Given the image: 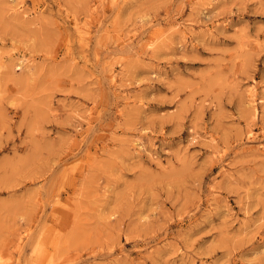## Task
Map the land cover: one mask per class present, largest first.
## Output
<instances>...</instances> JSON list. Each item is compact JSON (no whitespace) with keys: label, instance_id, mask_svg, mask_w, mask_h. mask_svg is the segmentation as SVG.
Returning <instances> with one entry per match:
<instances>
[{"label":"rangeland","instance_id":"rangeland-1","mask_svg":"<svg viewBox=\"0 0 264 264\" xmlns=\"http://www.w3.org/2000/svg\"><path fill=\"white\" fill-rule=\"evenodd\" d=\"M0 264H264V0H0Z\"/></svg>","mask_w":264,"mask_h":264}]
</instances>
